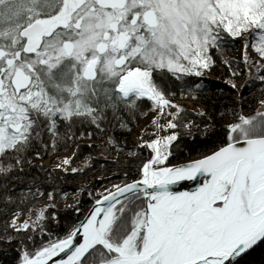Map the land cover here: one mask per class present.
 Listing matches in <instances>:
<instances>
[{
  "label": "snow or ice",
  "instance_id": "6c2138e0",
  "mask_svg": "<svg viewBox=\"0 0 264 264\" xmlns=\"http://www.w3.org/2000/svg\"><path fill=\"white\" fill-rule=\"evenodd\" d=\"M218 68L234 93L220 121L205 107ZM257 81L264 0H0V254L252 264L264 252V87L251 100L243 89ZM118 130L134 133L131 148ZM93 152L116 153L122 175L61 193Z\"/></svg>",
  "mask_w": 264,
  "mask_h": 264
},
{
  "label": "trees",
  "instance_id": "16d2710c",
  "mask_svg": "<svg viewBox=\"0 0 264 264\" xmlns=\"http://www.w3.org/2000/svg\"><path fill=\"white\" fill-rule=\"evenodd\" d=\"M213 77L207 76L205 78V83L208 89V94L212 96V101L209 105H205L209 113L214 115L217 121H220V114L226 113L231 108V99L233 90L230 89V86L225 83V81L228 78V73L223 68H218L214 73L211 74ZM243 80V77L241 78ZM261 87H264V85H260L259 81H257L254 85H251L250 87H245L243 89V94L245 97H248L249 100H251V93L259 94V90ZM254 103V101H253ZM190 119L194 120L197 124L200 123V117L196 114L195 111H191L190 113ZM203 127V125H201ZM121 141H127L128 147H132L133 139L132 134H128L127 132L123 130H118L114 133ZM191 140V138H189ZM96 143H100L99 140L96 141ZM181 149H184L185 152H187V149L184 147V144H181ZM197 153H193L195 156ZM84 155H88V150H84ZM116 155V153H106V154H100L99 152H93L92 156L94 157L93 160V167L91 170L85 169L86 175L84 173H81L79 176L75 177H69L66 182L60 183V190L61 193L67 192L69 198H71L73 193L72 186H75L77 190L81 187V185H89L96 183V181L102 177V176H112L113 173H117L118 175H122V172L119 168L115 166V164L112 162L113 157ZM107 156V160L106 157ZM124 156H120V163H124ZM81 160H83V156L81 157ZM81 161H77V165L80 164ZM104 169H110V171H105ZM33 175H40L43 174L40 173L39 169H32L31 170ZM114 182H119L118 179L113 177ZM26 190L23 185H21L17 191ZM48 191H51L52 189L49 187L47 189ZM97 191H102V188L99 186V184L96 185ZM82 200H89V197L86 194H81ZM63 199H60V208L58 215L60 217H64L67 215V213L63 210ZM39 207V205H37ZM2 227V225H0ZM9 247L6 245H0V249ZM14 255V252H12L11 248H9V254L8 256H4L0 254V264H10L11 257ZM252 261V264H264V252L257 251L256 253H253L252 256L249 258Z\"/></svg>",
  "mask_w": 264,
  "mask_h": 264
},
{
  "label": "rangeland",
  "instance_id": "374dc122",
  "mask_svg": "<svg viewBox=\"0 0 264 264\" xmlns=\"http://www.w3.org/2000/svg\"><path fill=\"white\" fill-rule=\"evenodd\" d=\"M209 76H210V77H213L211 74H210ZM187 106L189 107L190 110L193 108V105H192L191 103H189ZM195 112H196V111H195ZM132 139H133V141H134V133L132 134ZM43 163H44L45 165H47V164L49 163V159L46 157L45 160L43 161ZM72 190H73V193H75L76 190H77V188H76L75 186H72Z\"/></svg>",
  "mask_w": 264,
  "mask_h": 264
},
{
  "label": "water",
  "instance_id": "95a60500",
  "mask_svg": "<svg viewBox=\"0 0 264 264\" xmlns=\"http://www.w3.org/2000/svg\"><path fill=\"white\" fill-rule=\"evenodd\" d=\"M195 184H192L191 182H189V188H194ZM184 190H188V189H184Z\"/></svg>",
  "mask_w": 264,
  "mask_h": 264
}]
</instances>
